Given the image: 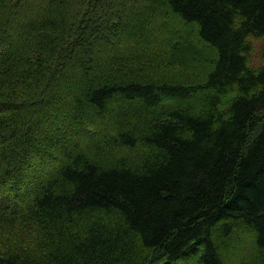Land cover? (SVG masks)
I'll use <instances>...</instances> for the list:
<instances>
[{"label": "trees", "instance_id": "16d2710c", "mask_svg": "<svg viewBox=\"0 0 264 264\" xmlns=\"http://www.w3.org/2000/svg\"><path fill=\"white\" fill-rule=\"evenodd\" d=\"M251 37L264 0H0V264H264Z\"/></svg>", "mask_w": 264, "mask_h": 264}, {"label": "rangeland", "instance_id": "374dc122", "mask_svg": "<svg viewBox=\"0 0 264 264\" xmlns=\"http://www.w3.org/2000/svg\"><path fill=\"white\" fill-rule=\"evenodd\" d=\"M250 43V50L247 53V60L250 67H259L264 65V55L262 52L264 38L263 37H251L248 39ZM5 237H0V246L5 243Z\"/></svg>", "mask_w": 264, "mask_h": 264}]
</instances>
